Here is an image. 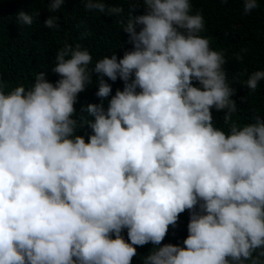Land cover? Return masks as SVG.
<instances>
[{"label": "clouds", "instance_id": "1", "mask_svg": "<svg viewBox=\"0 0 264 264\" xmlns=\"http://www.w3.org/2000/svg\"><path fill=\"white\" fill-rule=\"evenodd\" d=\"M65 2L47 0L48 12ZM129 2L123 30L132 48L122 57L93 65L87 49L66 44L55 83L42 71L30 87L5 91L0 77V264H133L147 244L142 264H262L264 117L227 132L216 126L212 109L231 120L237 89L223 53L200 35L204 18L192 0ZM242 3L245 15L258 7ZM40 15L16 18L31 26ZM109 80L123 89L112 95ZM262 80L257 70L243 86L255 92ZM94 83L100 103L77 112ZM186 211L182 245L162 243Z\"/></svg>", "mask_w": 264, "mask_h": 264}, {"label": "trees", "instance_id": "2", "mask_svg": "<svg viewBox=\"0 0 264 264\" xmlns=\"http://www.w3.org/2000/svg\"><path fill=\"white\" fill-rule=\"evenodd\" d=\"M133 6L129 0H106V7L123 9L121 13L110 15L88 10L84 0H66L59 10L49 13L47 0H0V17H3L0 20V77L5 91L21 84L30 87L42 71L47 73L50 82L55 83L60 79L52 72L55 55L66 44L73 47L78 44L87 49L93 57V65L114 53L122 57L126 50L132 48L123 26ZM20 10L29 14L39 10L41 15L31 26L22 25L16 18ZM143 12L144 6L141 5L134 15ZM192 13L203 15L204 30L200 35L210 41L213 50L223 53L227 61L224 68L228 83L237 89L233 97L237 110L231 120L225 121L226 110L212 109L216 126L227 132L232 122L244 125L253 123L256 115L264 117V80L259 82L255 92L243 86L252 72L264 70V0H258V7L248 15L243 13L242 0H192ZM48 16L58 17L57 27H45L44 21ZM108 82L113 87L112 95L116 89H123L121 80ZM97 90L98 85L94 83L79 94L75 105L77 112L82 105L100 103ZM104 105L107 108L108 100L104 101ZM89 132L90 129L84 128L79 134ZM188 222L189 212L186 211L181 214L177 226L170 227L162 243L182 245L188 235ZM124 235L127 238L126 230ZM152 248V244L138 247L133 264H142V257ZM261 261L264 264V258Z\"/></svg>", "mask_w": 264, "mask_h": 264}]
</instances>
